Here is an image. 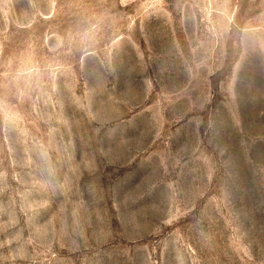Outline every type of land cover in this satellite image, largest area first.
Returning <instances> with one entry per match:
<instances>
[{
    "label": "rangeland",
    "instance_id": "rangeland-1",
    "mask_svg": "<svg viewBox=\"0 0 264 264\" xmlns=\"http://www.w3.org/2000/svg\"><path fill=\"white\" fill-rule=\"evenodd\" d=\"M0 264H264V0H0Z\"/></svg>",
    "mask_w": 264,
    "mask_h": 264
}]
</instances>
